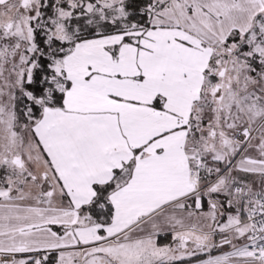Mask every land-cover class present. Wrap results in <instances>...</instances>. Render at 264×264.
Here are the masks:
<instances>
[{
	"label": "snow or ice",
	"instance_id": "1",
	"mask_svg": "<svg viewBox=\"0 0 264 264\" xmlns=\"http://www.w3.org/2000/svg\"><path fill=\"white\" fill-rule=\"evenodd\" d=\"M0 264H264V0H0Z\"/></svg>",
	"mask_w": 264,
	"mask_h": 264
}]
</instances>
